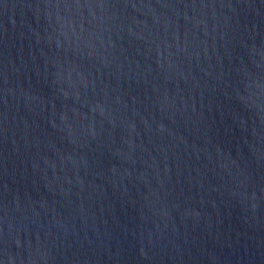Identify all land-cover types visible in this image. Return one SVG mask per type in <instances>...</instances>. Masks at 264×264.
<instances>
[{
	"label": "water",
	"instance_id": "obj_1",
	"mask_svg": "<svg viewBox=\"0 0 264 264\" xmlns=\"http://www.w3.org/2000/svg\"><path fill=\"white\" fill-rule=\"evenodd\" d=\"M0 264H264V0H0Z\"/></svg>",
	"mask_w": 264,
	"mask_h": 264
}]
</instances>
